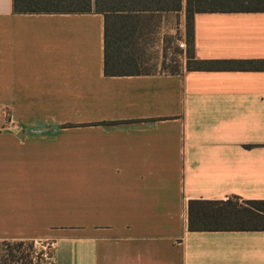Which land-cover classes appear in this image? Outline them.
I'll return each instance as SVG.
<instances>
[{
    "label": "crops",
    "instance_id": "crops-1",
    "mask_svg": "<svg viewBox=\"0 0 264 264\" xmlns=\"http://www.w3.org/2000/svg\"><path fill=\"white\" fill-rule=\"evenodd\" d=\"M104 32L0 0V241L52 240L55 264H264V231L192 232L188 211L264 200V70L188 71L182 51L174 74L109 77ZM194 48L264 61V13L196 14Z\"/></svg>",
    "mask_w": 264,
    "mask_h": 264
},
{
    "label": "trees",
    "instance_id": "trees-1",
    "mask_svg": "<svg viewBox=\"0 0 264 264\" xmlns=\"http://www.w3.org/2000/svg\"><path fill=\"white\" fill-rule=\"evenodd\" d=\"M17 14H101L105 21L104 72L109 77L142 75L139 47L162 13L185 10L188 71L264 70V61H204L195 58L194 17L203 13H264V0H13ZM159 15V16H158ZM182 54L183 52L180 51ZM176 62V60H173ZM171 73L179 63L164 65ZM189 231H264V200L190 201ZM0 241V245H9ZM19 247L24 242H15Z\"/></svg>",
    "mask_w": 264,
    "mask_h": 264
},
{
    "label": "rangeland",
    "instance_id": "rangeland-1",
    "mask_svg": "<svg viewBox=\"0 0 264 264\" xmlns=\"http://www.w3.org/2000/svg\"><path fill=\"white\" fill-rule=\"evenodd\" d=\"M161 18L162 16L154 19L152 29H149L139 44L142 69L150 72L164 69V64L161 63L166 59L171 61L168 65L182 63L184 55L180 51H187L186 34L184 41V33L179 27L180 15L173 13ZM181 42L184 43V48H181ZM168 71L170 69L166 72ZM0 118L2 130L7 122L6 113L1 112ZM23 244L21 247L15 242L0 245V264H55L54 241H26Z\"/></svg>",
    "mask_w": 264,
    "mask_h": 264
},
{
    "label": "built area",
    "instance_id": "built-area-1",
    "mask_svg": "<svg viewBox=\"0 0 264 264\" xmlns=\"http://www.w3.org/2000/svg\"><path fill=\"white\" fill-rule=\"evenodd\" d=\"M181 48H184V45H181Z\"/></svg>",
    "mask_w": 264,
    "mask_h": 264
}]
</instances>
